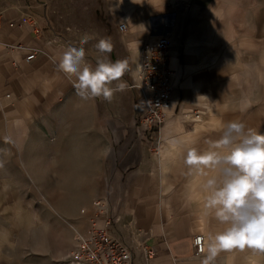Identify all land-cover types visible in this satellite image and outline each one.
Instances as JSON below:
<instances>
[{
  "label": "crops",
  "instance_id": "0c3cea01",
  "mask_svg": "<svg viewBox=\"0 0 264 264\" xmlns=\"http://www.w3.org/2000/svg\"><path fill=\"white\" fill-rule=\"evenodd\" d=\"M77 1L84 4L78 10L84 26L55 30L52 20L69 17ZM0 12V141L26 146L33 131L49 132L56 146L84 154L81 171L93 181L87 193L108 203L101 215L89 205L84 222L123 243L132 264H200L193 237L204 240L220 227L205 215V177L188 174L187 148L207 150L227 121L251 126L250 95L234 90L235 82L255 76L263 84L256 109L264 108V0H145L131 11L121 0H0ZM122 21L127 29L120 33ZM84 33L96 35L84 45L90 63L100 55L94 48L100 37H111L113 60H129L132 72L123 78L129 88L111 103L82 99L57 68L60 52L79 46ZM165 34L174 44L169 67L177 76L169 116L150 135L138 126L144 107L139 51ZM233 98L240 99L234 110ZM193 107L203 113L200 122H184L182 112ZM227 260L221 253L215 264Z\"/></svg>",
  "mask_w": 264,
  "mask_h": 264
},
{
  "label": "rangeland",
  "instance_id": "374dc122",
  "mask_svg": "<svg viewBox=\"0 0 264 264\" xmlns=\"http://www.w3.org/2000/svg\"><path fill=\"white\" fill-rule=\"evenodd\" d=\"M121 1L128 11L145 3V0ZM73 5L69 17L66 13L52 20L55 30L84 26V15L78 12L84 4L77 1ZM179 14L182 20V9ZM96 21L90 19L91 27ZM179 37L182 38V34ZM181 46H177L180 54ZM250 71L255 73L253 66ZM253 79L250 83L235 82L233 89L241 91L243 87L245 93H249L250 127L264 132V108L256 109L263 84ZM260 79H264V74ZM228 102L233 110L240 106V99ZM198 113L203 116L199 108L193 107L182 112L180 118L195 124L201 119L195 121L192 115ZM152 143L157 148L158 138ZM28 144L15 146L0 141V264H68V253L75 239L89 234L90 228L84 219L88 206L97 199L87 193L93 181L81 171L84 154H76L75 148L70 154V147L56 146L49 132L33 131ZM223 253L228 264H264L261 251L245 249Z\"/></svg>",
  "mask_w": 264,
  "mask_h": 264
},
{
  "label": "clouds",
  "instance_id": "9594fccd",
  "mask_svg": "<svg viewBox=\"0 0 264 264\" xmlns=\"http://www.w3.org/2000/svg\"><path fill=\"white\" fill-rule=\"evenodd\" d=\"M94 39L95 34L84 33L79 46L63 49L57 68L73 82L82 99L100 98L111 103L117 93L128 90L129 84L123 78L132 68L127 58H111V37L97 40L94 48L100 55L94 64L90 63L84 45ZM184 162L189 175L205 177L201 185L205 215L221 226L203 241L197 239V245L204 244L200 264H215L223 252H264V132L248 127L242 120L227 121L207 150L188 147Z\"/></svg>",
  "mask_w": 264,
  "mask_h": 264
},
{
  "label": "built area",
  "instance_id": "2783aa9c",
  "mask_svg": "<svg viewBox=\"0 0 264 264\" xmlns=\"http://www.w3.org/2000/svg\"><path fill=\"white\" fill-rule=\"evenodd\" d=\"M2 13L0 12V24ZM126 22L117 25V30L122 33L126 31ZM12 48L11 46H6ZM21 49L19 45L16 47ZM174 48L170 35H160L153 42L147 43L140 48V64L138 67L139 83L137 88L142 96L144 107L143 113L138 119V126L146 133L157 130L168 118L171 107V93L175 89L172 81L176 72L169 67L170 52ZM177 56L180 52L177 50ZM34 53L25 57V61L34 58ZM197 121L200 113L192 115ZM191 116V117H192ZM153 138V136H149ZM151 141V140H150ZM107 200L97 198L92 203L96 215L107 211ZM203 241L201 235L194 236L192 245L195 254H201L200 248L203 243L197 245V239ZM151 254V252H149ZM68 264H132V254L120 241L112 238L102 228L93 227L87 236L75 239L72 249L68 253Z\"/></svg>",
  "mask_w": 264,
  "mask_h": 264
},
{
  "label": "bare ground",
  "instance_id": "6f19581e",
  "mask_svg": "<svg viewBox=\"0 0 264 264\" xmlns=\"http://www.w3.org/2000/svg\"><path fill=\"white\" fill-rule=\"evenodd\" d=\"M199 119H201V116L199 117ZM199 119H198V120H199Z\"/></svg>",
  "mask_w": 264,
  "mask_h": 264
}]
</instances>
